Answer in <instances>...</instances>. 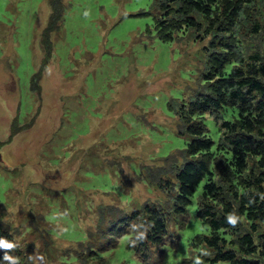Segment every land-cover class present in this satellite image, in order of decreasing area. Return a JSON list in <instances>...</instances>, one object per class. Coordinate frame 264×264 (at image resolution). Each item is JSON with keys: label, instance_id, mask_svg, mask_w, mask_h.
Segmentation results:
<instances>
[{"label": "rangeland", "instance_id": "rangeland-1", "mask_svg": "<svg viewBox=\"0 0 264 264\" xmlns=\"http://www.w3.org/2000/svg\"><path fill=\"white\" fill-rule=\"evenodd\" d=\"M153 4L62 0L42 67L47 0H0V226L14 244L0 264H229L211 261L212 247L197 240L209 235L195 215L202 183L181 218L171 210L172 189L158 187L150 171L164 163L160 177L172 179L182 161L174 148L189 136L178 135L176 110L200 90L203 46L213 38L202 23L163 39ZM236 17L232 39L243 53L264 52V0ZM152 203L169 216L157 241L140 227V211L98 261L86 258L89 233ZM252 237L263 254L249 257L264 264V218Z\"/></svg>", "mask_w": 264, "mask_h": 264}, {"label": "trees", "instance_id": "trees-1", "mask_svg": "<svg viewBox=\"0 0 264 264\" xmlns=\"http://www.w3.org/2000/svg\"><path fill=\"white\" fill-rule=\"evenodd\" d=\"M251 1L154 0L152 10L163 39L171 38L173 31L197 29L202 23L213 38L223 35L231 38L230 41L212 38L203 46L207 61L201 72V88L176 110L177 133L189 138H183L182 147L174 148L182 161L176 168L172 167V179L160 177L164 168H170L164 163L150 167L152 174L155 172L158 176L157 186L167 191L172 189L171 210L181 218L191 202L190 196L202 183L195 215L207 224L209 235L199 236L197 240L202 239L212 247L211 261L228 260L229 264H263L259 257L249 256L263 254L252 233L257 222L264 218V52L257 48L243 53L240 40L232 39L236 16ZM47 3L49 13L39 39L42 67L51 47L48 33L56 31L61 23L62 0H47ZM253 26L256 31L257 24ZM39 73L40 69L32 75L31 84ZM206 114L216 123L213 131L208 127ZM169 156L163 157L165 162ZM140 211L145 213L140 227L149 240L157 241L159 234L166 230L169 216L159 203L143 204L141 210L137 208L128 216H117L105 228L99 226L96 234L89 233L93 239L83 243L86 258L98 261V254L113 246L116 236L129 232L127 226ZM229 215L238 217L235 225L229 223ZM7 232L0 226V263H5L10 251L4 244L14 246Z\"/></svg>", "mask_w": 264, "mask_h": 264}, {"label": "clouds", "instance_id": "clouds-1", "mask_svg": "<svg viewBox=\"0 0 264 264\" xmlns=\"http://www.w3.org/2000/svg\"><path fill=\"white\" fill-rule=\"evenodd\" d=\"M237 219H238V217L235 216V215H229V216H228V221H229V223H230L231 225H235L236 222H237ZM4 247L9 248V247H12V245L6 243V244H4ZM7 258H9V257H7V255H6V259H7Z\"/></svg>", "mask_w": 264, "mask_h": 264}]
</instances>
